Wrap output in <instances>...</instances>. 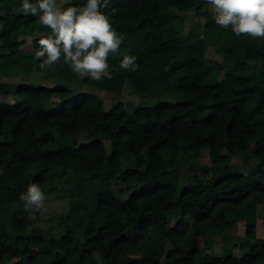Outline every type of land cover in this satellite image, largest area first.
<instances>
[{
	"label": "trees",
	"instance_id": "trees-1",
	"mask_svg": "<svg viewBox=\"0 0 264 264\" xmlns=\"http://www.w3.org/2000/svg\"><path fill=\"white\" fill-rule=\"evenodd\" d=\"M21 5L0 0V264H264V38L219 26L207 0H113L102 10L122 54L95 81L63 58L40 70L51 30ZM187 12L203 22L185 28ZM126 82L137 103L106 107L92 90ZM30 185L67 197L56 224L32 227Z\"/></svg>",
	"mask_w": 264,
	"mask_h": 264
},
{
	"label": "clouds",
	"instance_id": "clouds-1",
	"mask_svg": "<svg viewBox=\"0 0 264 264\" xmlns=\"http://www.w3.org/2000/svg\"><path fill=\"white\" fill-rule=\"evenodd\" d=\"M113 0H86L73 5L70 0H22L14 11L38 16L40 24L51 30V35L39 40V49L34 59L40 60L39 68L48 70L61 58L71 71L81 79L100 81L112 79L108 59L110 54H119L124 37L113 27L108 9ZM216 23L237 35L253 39L264 38V0H207ZM67 5V6H66ZM117 9L112 8L114 15ZM137 58L124 55L120 68L138 70ZM26 208L43 207L45 195L36 185H30L20 195Z\"/></svg>",
	"mask_w": 264,
	"mask_h": 264
},
{
	"label": "rangeland",
	"instance_id": "rangeland-1",
	"mask_svg": "<svg viewBox=\"0 0 264 264\" xmlns=\"http://www.w3.org/2000/svg\"><path fill=\"white\" fill-rule=\"evenodd\" d=\"M204 10H211V6L208 5ZM214 15V13L212 12ZM184 20H185V28L189 26L191 21L198 20L200 23L203 22V17L193 14V12H187L183 14ZM29 41V40H28ZM122 54V52H119V54ZM111 56H116L118 54H110ZM206 55L208 58L214 60L216 58L221 59V57L213 51V49L207 44L206 48ZM30 80H34L36 82L42 81L41 74L36 71H32L30 73ZM84 91H88L90 88L88 87H82ZM95 93H97L101 98L104 100V105L106 107H111L115 105L117 102L122 101L124 103L131 102V103H137L138 102V95H136L132 91V85L128 82L124 84V87L122 88V91L120 95L114 96V94L107 93L104 90H96L92 89ZM204 153V152H203ZM201 163H209L208 154L204 153L203 158L200 160ZM68 209V199L60 192H55L50 195H45V201L43 204V207L40 209H37L35 207L30 208V217L33 221V226H44L49 224H56V218L59 215L65 214ZM262 216H264V207L259 209L258 212V219H257V236L264 238V224L262 223ZM243 223L241 221L235 222L234 226L230 229H228L229 233H232L234 235H243ZM209 242L212 244L211 249L213 251L219 252L222 250V242H221V236L220 235H210L209 236ZM234 241H240L237 237L230 239V243L232 244Z\"/></svg>",
	"mask_w": 264,
	"mask_h": 264
}]
</instances>
